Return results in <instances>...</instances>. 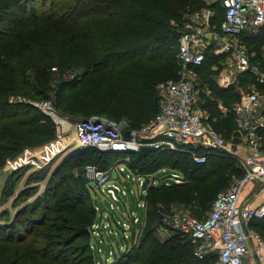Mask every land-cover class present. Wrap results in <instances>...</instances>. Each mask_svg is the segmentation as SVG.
<instances>
[{
	"label": "trees",
	"instance_id": "1",
	"mask_svg": "<svg viewBox=\"0 0 264 264\" xmlns=\"http://www.w3.org/2000/svg\"><path fill=\"white\" fill-rule=\"evenodd\" d=\"M202 6V0H0V154L10 148L14 151L0 161V168L6 159L15 158L24 149L53 140L55 128L47 116L19 112L20 106L9 102L14 97L47 99L53 82H59L56 99L68 89L71 98L76 99L78 112L89 118L104 114L131 130L148 125L158 113L157 86L177 77V39L187 16ZM214 9L216 23H220L221 10L217 4ZM242 42L254 53L251 61L263 64L259 50L264 49V26L254 36L242 38ZM213 57L207 52L204 64L197 70L200 85L207 92L200 107L208 125L228 139L235 129L233 116L223 115L218 103L229 107L234 101L231 99L234 92L222 91L213 84L210 76L214 72H209L208 66L219 65L222 60ZM67 69L76 70L73 81L65 79ZM88 82L98 86V98L103 97L99 104H86L82 100V87ZM39 121L50 128L47 139L32 144L29 135L45 134L39 132ZM123 156L93 148H76L51 175L69 158L81 159V169L76 177L67 178L66 189L67 198L83 207L82 201L90 193L83 167L94 165L95 160L97 168L104 170L112 164L108 163L111 158L116 161ZM127 156L130 169L144 178H151L165 168L178 173L182 181L168 185L165 180L155 185L148 183L140 232L133 237L134 245L108 258L104 255V261L96 262L95 250L90 249L91 231L100 221V213L95 212L93 199L88 197L87 205L94 217L88 219L81 232L71 234L73 240L79 241L76 246L63 250L60 244L44 237H39L36 245L20 236L10 241L0 240V264H217L215 254L194 256L186 236L170 231L166 238L159 240L157 234L163 218L174 207L188 209L193 217L203 219L216 194L241 177L235 160L211 153L205 163L196 165L187 154L149 149ZM45 191L32 201V208L38 207ZM21 193H16L8 181L4 182L0 193L2 203L11 199L13 206ZM22 210L11 219L4 216L7 210L0 215V233L14 224ZM138 223L139 220L132 228L131 238L138 231ZM248 228L264 233V218L252 221ZM74 255L81 258L76 261L71 258Z\"/></svg>",
	"mask_w": 264,
	"mask_h": 264
},
{
	"label": "built area",
	"instance_id": "2",
	"mask_svg": "<svg viewBox=\"0 0 264 264\" xmlns=\"http://www.w3.org/2000/svg\"><path fill=\"white\" fill-rule=\"evenodd\" d=\"M202 3V8L187 16L177 39V78L158 86V113L153 120L141 132H134L122 129L120 123L106 117L92 116L73 123L70 141L78 148L124 155L107 169L98 170L93 165H85L82 172L89 184L93 183L94 191L99 189L110 197L113 202L110 209L115 206L116 211L120 196L125 194L128 197L120 176L133 180L137 187L145 179L130 169L127 154L146 147L153 151L187 154L196 165L205 163L211 153L234 159L241 177L216 194L203 219H196L188 209L174 210L163 218L158 232L175 231L186 236L194 256L202 258L215 254L217 264H244L249 254H253L257 264H263L264 241L250 232L248 226L252 221L264 218V199L258 206L250 207L240 204L239 198L248 183L256 184L264 195V65L251 61L253 52H249L242 42V38L254 36L264 26V0H202ZM215 4L221 10L220 23H216ZM209 51L222 59L217 65L221 69L217 87L222 91L237 92V98L229 107L218 103L223 115L233 116L235 129L232 140L214 131L203 117L206 114L199 108L200 96L202 93L207 95V92L204 93L200 85L197 70L204 64ZM241 88L245 90L240 91ZM43 113L49 117L58 116L46 106ZM54 123L55 138L61 141L69 127L59 119ZM125 131H129V140L123 138ZM30 163L34 165L35 160ZM125 169L131 172L132 178ZM161 172L165 173L166 169H161ZM113 173L120 186L111 184ZM170 175L172 177L165 179V185L182 182L178 173L170 172ZM148 179L155 185L152 178ZM141 193L145 194V191L141 190ZM144 196H138L142 203L137 205V210L142 208L144 211ZM123 209L126 211L125 206ZM94 210L100 213V221L92 226L90 249L94 250V243L97 254H100L101 237L107 235L109 228L103 219L108 220L109 214L103 215L96 206ZM138 220L137 214L129 211L123 222H115L122 229L124 239L130 237ZM103 255L107 258L111 255L105 245Z\"/></svg>",
	"mask_w": 264,
	"mask_h": 264
},
{
	"label": "rangeland",
	"instance_id": "3",
	"mask_svg": "<svg viewBox=\"0 0 264 264\" xmlns=\"http://www.w3.org/2000/svg\"><path fill=\"white\" fill-rule=\"evenodd\" d=\"M259 52H261V56H263L262 58L264 59V49L261 48ZM254 63L264 65V63L261 64L257 61ZM208 67L209 72H214V74H211L210 77L213 84L217 87L216 80L221 72V69L217 65H211ZM64 71V77H66L65 79L73 81V77L75 76L73 72L77 74V72H75L76 70H74L73 72L68 69ZM248 82H250L249 78ZM88 83L89 84H85L82 87L84 95L82 100L86 104H99L103 97L98 98V92H96L98 86L95 82ZM58 84L56 82L50 84L47 99H33L32 96H29L28 99L24 97H14L10 98L9 100L12 106H20L18 108L19 112L26 111L29 112V115L34 114V112L44 115L43 111L45 110V106L48 107L50 110L58 114V116L56 117L47 116L53 122L54 128V121L59 119L64 121L68 125L69 132L65 133L62 140L59 141L55 138L56 129H54L55 131L53 140L38 147L24 149L15 158L5 160V163L0 168V193L4 182L8 181V185L11 188H14V191L16 193L22 192V196L18 198V202L15 201V204L13 206H11V199L6 203H2V197L0 196V215L3 216L6 213L3 212L7 210V214L4 216L11 219L14 213L18 212L21 209L23 210L19 213L17 217L18 219H16L12 226L4 229L0 233V240L10 241L20 236L24 237L27 243L33 242L32 244L36 245L39 242V237H44L49 239V241H55L57 244H60V248L63 250L71 249L79 242L78 240H73V235L71 234H74L75 232H81L87 226L88 219H92L94 217L89 206L87 205V198L89 197L90 199L92 197L94 205L99 208L101 213L103 215H106L107 213L109 214L108 220L103 219V223L109 225V228L107 235L103 234L101 237L103 239V244L101 243L102 251L99 254L100 259H97L98 255L96 252V245L94 243L92 244L96 253V262L98 263L104 261L105 259L103 258L104 245L106 246L107 250L113 255L115 252L124 250L125 248H128L131 245L135 244L136 240L133 237H135L136 231L135 233H132V238L130 236L128 237V239H124L122 229L117 227L115 222H123V219L127 218V214H129V211L133 212L134 215L137 214V217L139 219V223L136 228L138 230V236L143 216V209L139 208L137 210V205H140L142 203V200L139 199L138 196H144L145 194L141 193L140 185L139 187H137L136 183L133 180H125L123 176H120L121 183L125 186L128 197L125 194L120 196V200L116 202V206L118 207L117 211L114 210L115 206H113L114 209H110L112 201L110 200V197L108 195H104L99 189H97L96 191L93 190V183L89 184L90 193H88L82 201L84 202L85 206L79 207V204H77L75 200L72 201L67 198L68 192L66 189V185L69 184L67 178H73L77 176L78 170L81 169L79 164L81 163V159L69 158L68 160H66V163L59 168L55 175H51V172L65 159V157L70 154L71 151L78 148L77 146H72V143L70 141V139L73 137V134H71L73 123L75 121L78 122L81 120H85L86 118H89V116H85L82 114V112H78L76 99L71 98L70 95L72 93L68 89L65 91V93H63V95H61V98L56 99L57 94L55 93V91L57 92ZM244 90L245 89L241 88L240 91ZM85 91L91 92L89 94H86ZM233 92L234 93H232L231 99L235 100L237 98V92L235 90H233ZM205 97L206 96L203 93L200 96V110H202L200 106L204 101L203 98ZM79 106L82 105L80 104ZM105 116L107 115L103 114L102 117ZM28 117L29 116H26L27 119ZM65 123H63V125L66 127ZM118 123L121 124L122 129L126 128L123 122ZM43 124L42 121H39L37 126L39 127V132H44L45 134L42 136L29 135L30 143H39L47 139L45 138V136L49 132L50 128H46L45 126H43ZM145 127L146 126H141L137 129L132 130L134 132H141ZM232 133L228 138L229 140L233 139ZM262 141L264 143V135L262 136ZM12 154H14V151L11 148L3 151L0 154V161L4 157L10 156ZM91 158L95 159L94 155H91ZM33 159L35 160L34 165L30 163V161ZM93 162V164L95 165L93 166L98 169L97 167L99 166H97L96 164L97 161L93 160ZM111 162H115L113 158L108 161L109 164ZM125 172L127 175H129L130 178L133 177L131 172H129L128 170L125 169ZM170 172L171 170L168 169H166V173L158 171L153 174L151 178L155 179V184H158V180H165V178L170 175ZM112 179L113 181H111V184L120 186V184L114 180L116 179L115 173L112 174ZM44 191L46 193L39 201L38 207L32 208L30 205L32 201ZM133 191L136 193L135 195H133ZM55 201H58L59 204H55ZM122 204H124L126 211L123 209ZM60 205L67 206V208L63 209V207H60ZM57 207L59 209H56ZM174 208L175 209L173 210L181 209V207ZM44 227H47L48 230L46 231ZM252 231L264 241V233H262L259 229H255ZM113 233H115V236L113 235ZM127 234L129 235V232H127ZM168 235V231H160V233L158 232L157 234L159 240L166 238V236ZM13 243H16L15 240L13 241ZM57 248H59V246ZM145 250L146 249H144V251ZM110 256L108 255V257ZM71 258H75V260L78 261L81 257H77L76 255H74L71 256Z\"/></svg>",
	"mask_w": 264,
	"mask_h": 264
},
{
	"label": "crops",
	"instance_id": "4",
	"mask_svg": "<svg viewBox=\"0 0 264 264\" xmlns=\"http://www.w3.org/2000/svg\"><path fill=\"white\" fill-rule=\"evenodd\" d=\"M263 199L264 195L262 192H259V187L254 183H248L247 185H245L240 195L239 203L248 204L250 207H256L260 204L261 201H263ZM249 231L254 233L251 229H249ZM250 242L252 243V240ZM244 264H257L253 254H249L246 256Z\"/></svg>",
	"mask_w": 264,
	"mask_h": 264
},
{
	"label": "water",
	"instance_id": "5",
	"mask_svg": "<svg viewBox=\"0 0 264 264\" xmlns=\"http://www.w3.org/2000/svg\"><path fill=\"white\" fill-rule=\"evenodd\" d=\"M123 138L125 140H129L130 139V134H129V131H125L123 132ZM144 150H148V148L146 147H143L141 148V151H144ZM172 176L171 175H168L167 178L165 179H168V178H171ZM164 179H161V180H158V183L163 181ZM153 181H155V179H153ZM150 182V180L148 178H145L141 184V190L142 191H145L146 190V186L148 185V183ZM122 207L124 208V205L122 204Z\"/></svg>",
	"mask_w": 264,
	"mask_h": 264
}]
</instances>
